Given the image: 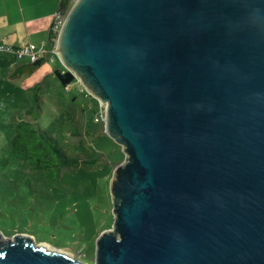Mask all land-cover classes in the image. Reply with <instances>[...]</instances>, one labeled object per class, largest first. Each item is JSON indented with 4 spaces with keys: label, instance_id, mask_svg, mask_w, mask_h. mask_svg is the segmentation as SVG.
<instances>
[{
    "label": "water",
    "instance_id": "95a60500",
    "mask_svg": "<svg viewBox=\"0 0 264 264\" xmlns=\"http://www.w3.org/2000/svg\"><path fill=\"white\" fill-rule=\"evenodd\" d=\"M55 45L125 153L94 264H264V0H74Z\"/></svg>",
    "mask_w": 264,
    "mask_h": 264
},
{
    "label": "rangeland",
    "instance_id": "374dc122",
    "mask_svg": "<svg viewBox=\"0 0 264 264\" xmlns=\"http://www.w3.org/2000/svg\"><path fill=\"white\" fill-rule=\"evenodd\" d=\"M4 72L0 70V235L29 237L94 264L97 238L113 221L110 179L125 153L106 133L102 114L96 122L94 111L85 108V123L79 119L89 102L81 94L71 99L78 93L74 83L67 88L49 79L35 97V90L17 88ZM19 118L54 137L70 156L91 162L57 175L18 158L3 166Z\"/></svg>",
    "mask_w": 264,
    "mask_h": 264
},
{
    "label": "crops",
    "instance_id": "0c3cea01",
    "mask_svg": "<svg viewBox=\"0 0 264 264\" xmlns=\"http://www.w3.org/2000/svg\"><path fill=\"white\" fill-rule=\"evenodd\" d=\"M70 7L71 0H0V45L17 48L33 44L42 50V61L31 72H26L29 66L27 58L19 60L14 50H0V70L10 77L9 83L27 90H34L39 86L40 91H44L49 79L53 84H61L56 71H62L65 67L58 54L51 51L50 25L55 11L60 9L62 13L67 14ZM73 83L78 88V93L71 95V99L74 101L78 94H81L89 102L87 106L84 105L83 114H79V119L85 116L86 108L94 111L95 117H98L97 121L95 117L94 120L100 123L99 114L105 116V107L97 98L86 94L88 91L77 77L73 82L61 85L68 88ZM9 93L11 94L10 91L7 92ZM82 123H85L84 118Z\"/></svg>",
    "mask_w": 264,
    "mask_h": 264
},
{
    "label": "trees",
    "instance_id": "16d2710c",
    "mask_svg": "<svg viewBox=\"0 0 264 264\" xmlns=\"http://www.w3.org/2000/svg\"><path fill=\"white\" fill-rule=\"evenodd\" d=\"M70 1V0H69ZM74 1L71 0V5ZM61 9V7H60ZM58 9V10H60ZM50 31L49 43L52 49L54 45V38ZM7 46V45H4ZM26 46V45H24ZM10 47V46H9ZM22 47V46H21ZM10 50H16L17 48L10 47ZM16 52V51H15ZM42 57L35 62H28L29 66L26 68V72H31L40 64ZM56 76L59 82L63 85H67L74 81L76 78L73 72L64 68L62 71H56ZM35 92H40V87H36ZM36 92L35 97H38ZM89 95V94H87ZM24 160L30 168L33 169H45L50 173L58 174L65 168L73 167L79 163H88L90 160H85L77 156H70L66 151L58 144L57 140L48 135L44 130L35 126L31 122L19 118L15 125V130L10 138V152L8 155L3 156V166L10 162L11 159Z\"/></svg>",
    "mask_w": 264,
    "mask_h": 264
},
{
    "label": "built area",
    "instance_id": "2783aa9c",
    "mask_svg": "<svg viewBox=\"0 0 264 264\" xmlns=\"http://www.w3.org/2000/svg\"><path fill=\"white\" fill-rule=\"evenodd\" d=\"M65 16L66 14L62 13L60 10L55 11L53 15V19L50 25V31L52 33V36L55 37L53 38L54 45L51 51H55L57 35L64 23ZM10 49L11 48L9 46L0 45V50H10ZM15 51L18 58H27L28 62L30 63L35 62L42 57V50L37 49L33 44H28L26 46L19 47ZM86 94H90V93L87 92ZM95 120L97 121L98 117H95Z\"/></svg>",
    "mask_w": 264,
    "mask_h": 264
}]
</instances>
